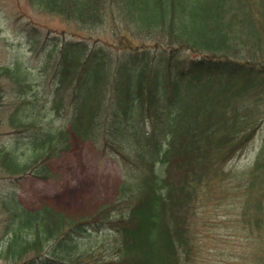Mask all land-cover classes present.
Wrapping results in <instances>:
<instances>
[{"label":"trees","instance_id":"16d2710c","mask_svg":"<svg viewBox=\"0 0 264 264\" xmlns=\"http://www.w3.org/2000/svg\"><path fill=\"white\" fill-rule=\"evenodd\" d=\"M28 2L75 26L76 36L52 38L46 59L57 55L44 104L67 124L39 119L46 106L19 63L1 67L18 87L9 121L18 139L0 146V166L51 179L49 162L75 136L114 151L122 179L115 203L78 219L9 195L0 258L264 264V0ZM261 132L250 165L229 167ZM95 236L108 258L86 260L93 252L81 246Z\"/></svg>","mask_w":264,"mask_h":264},{"label":"rangeland","instance_id":"374dc122","mask_svg":"<svg viewBox=\"0 0 264 264\" xmlns=\"http://www.w3.org/2000/svg\"><path fill=\"white\" fill-rule=\"evenodd\" d=\"M63 29L66 30L67 36L77 35L67 31L75 29L71 22L38 11L28 0H0V68H14L19 63L22 69L26 70L27 78L33 83L35 91L39 93L40 104H44V100L48 99L51 83L48 78L49 69L57 57L52 56L47 61L48 50L55 43L52 38L60 35ZM180 54V59L195 56V53L188 50H181ZM6 74L0 71V87L3 86L0 93L7 99L0 105L1 147H11L18 139V133L9 123L11 112L14 111V105H11L10 101L17 98L18 87L13 78L8 79ZM47 108L48 106L45 112L39 113V119L53 118L57 126L67 124L62 117L48 115ZM261 136L262 132L257 134L246 149L229 163V167L236 170L248 167L261 144ZM49 166L56 173L51 179H40L30 173L14 175L10 173L12 171L0 166V238L6 236V233H3V225L10 215L9 211L3 208V202L7 203L11 194L26 208L47 204L75 219L90 217L101 206L115 203L119 198L122 164L111 149L73 136L70 149L52 159ZM101 238L102 236L93 237L91 247L81 246V250L88 247L93 252L85 258L86 260L92 256L108 258V244ZM233 241L238 242L231 239L229 243ZM93 261L91 259L89 263ZM12 262L0 258V264H14Z\"/></svg>","mask_w":264,"mask_h":264}]
</instances>
